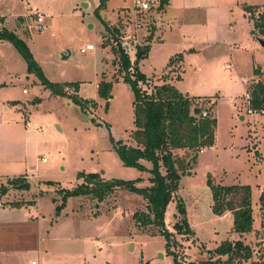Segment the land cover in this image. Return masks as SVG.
<instances>
[{
	"label": "rangeland",
	"instance_id": "obj_1",
	"mask_svg": "<svg viewBox=\"0 0 264 264\" xmlns=\"http://www.w3.org/2000/svg\"><path fill=\"white\" fill-rule=\"evenodd\" d=\"M203 1L217 8L208 27L200 26L196 13L203 20L204 11L196 9L171 22L163 15L165 8L161 14H151L154 22L161 18L162 35L156 34L147 57L136 63L138 71L150 79L141 85L147 92L154 84L160 85L163 76L184 96L188 93L194 105L205 110L213 106L217 120L216 141L198 155L196 163L189 160L193 156L191 151L177 154L184 160L189 158L192 173L180 179L164 209L163 221L173 235L171 251L177 254L180 264L206 261L223 240H240L252 248L251 258L243 264H264V208L259 200L264 186V112L252 113L247 109L250 88L258 81L252 79L253 72H264V45L260 42L264 38L251 33L243 9L244 5H262L264 0ZM132 6L133 0H0V16L8 24L25 21L18 36L27 45L42 76L40 79L28 72L23 57L5 40L11 44L12 53L0 54L9 63L6 65L0 59V80L10 86L6 94L0 93V103L4 96L8 97L21 113L16 117L19 131H7L0 137V189L7 191L0 192V201L3 208L11 202H26L28 206L23 209L33 217L42 214L49 223L60 217L50 231L56 241L41 257L44 264H175L165 249L166 241L159 228L143 229L133 219L136 212L147 211L146 200L134 192L120 191L116 199L111 194L104 203L91 201L90 196L69 197L64 207L58 209L62 192L83 182L79 173L98 174L106 180L138 181L139 188L150 186V174L124 166L113 148V142L134 144L130 135L134 129L133 95L123 81L124 72L115 61L110 43L124 28L122 22L129 17L127 9L132 10ZM37 12L43 18L41 31L35 20ZM3 29L0 26V31ZM146 33L142 29L139 36ZM146 36L142 45L147 44ZM88 44L94 49L81 53ZM128 56L134 70L133 48ZM172 57L177 58L170 67L174 71H163ZM10 65L18 75L24 71L23 79H6ZM260 80L264 81V77ZM64 83H77V95L93 101L96 107L89 105L82 110L72 97L52 93L50 86ZM105 83L111 85L107 99L100 97L97 90ZM67 92L70 95L72 89ZM14 116L10 112L0 116V120ZM141 164L150 168L145 161ZM25 176L31 178L26 183L28 188L19 189L6 179ZM208 177L219 185L249 187L251 232H233V238L232 214L223 218L212 215ZM177 202L184 206L185 220L179 214ZM96 213L100 214L95 216ZM183 221L189 234H180L173 227ZM46 226L49 225L45 223ZM30 259L37 262L39 256L36 252L25 256L23 264ZM212 260L218 259L213 256Z\"/></svg>",
	"mask_w": 264,
	"mask_h": 264
},
{
	"label": "trees",
	"instance_id": "obj_2",
	"mask_svg": "<svg viewBox=\"0 0 264 264\" xmlns=\"http://www.w3.org/2000/svg\"><path fill=\"white\" fill-rule=\"evenodd\" d=\"M162 2V5L165 6L168 0ZM104 6L105 3L102 1L101 7ZM243 9L253 24L251 33L256 37L260 35L264 38V4L262 6L244 5ZM153 34L154 29H151L147 36V44L136 49L134 70L131 69L129 56L122 50L116 56L117 51L113 48L115 61L117 59L124 72L123 81L130 86L133 95L134 125V129L130 132L134 144L113 142V148L124 166L134 167L140 172L150 174V186L139 188L136 185L138 181L105 180L98 174L79 173L78 177H81L83 182L72 190L62 192V204L58 209L64 207L65 201L69 197L90 196L91 200L102 202L109 195L118 191L134 192L147 202L146 212L134 214L133 219L136 224L143 229L147 226L159 228V233L164 236L166 241L167 253L173 256L175 264H180L177 254L171 251L170 239L173 235L166 229L163 221L164 209L177 191L181 177L191 174L187 161L189 158L184 160L177 154L180 151H191L193 156L190 157V162H194L202 149L214 145L217 121L211 113V105L206 108L207 116L205 118L201 117V113L195 115L193 99L185 97L177 88L167 83L163 76H161L163 82L160 85L154 84L155 86L149 92L142 88L141 85H145L150 79L138 71L136 63L147 57ZM0 40L9 41L23 57L27 71L34 72L38 78L42 79L31 52L18 36L3 29L0 31ZM176 62V57L170 58L166 71L169 70L172 73L174 70L170 67L174 66ZM254 74L263 75L258 69L254 71ZM176 78L179 79L178 76ZM110 87L109 83L99 85L97 89L99 96L107 99ZM69 88L72 89L70 95L67 92ZM50 89L54 94L72 97L82 110H85L89 105L96 107L93 101L83 100L77 95V83L56 84L50 86ZM249 92L248 110L253 113H262L264 111V81L256 82ZM141 161L149 163L150 168L147 169L141 164ZM23 182H25L23 178L9 181L15 186H19ZM206 185L211 192L212 213L222 216L224 213L230 212L233 217V232L239 235L251 232L253 212L249 187L247 185L215 184L210 177L207 178ZM1 191L5 190L1 188ZM259 200L261 207L264 208V186ZM177 209L182 219L185 220V210L181 202H177ZM173 227L180 234L190 233L185 221L182 224L175 223ZM252 253V248L240 240H225L209 253V258L206 261L190 262L189 264H243L242 261H248ZM213 256L218 260L213 261ZM222 257H225V260H222Z\"/></svg>",
	"mask_w": 264,
	"mask_h": 264
},
{
	"label": "crops",
	"instance_id": "obj_3",
	"mask_svg": "<svg viewBox=\"0 0 264 264\" xmlns=\"http://www.w3.org/2000/svg\"><path fill=\"white\" fill-rule=\"evenodd\" d=\"M262 5H256V6H262ZM190 9L191 10L196 9V10L204 11L203 12V20L198 19L200 15L197 14L198 12L196 13V19H197L198 23L200 24V26L202 25V26L208 27V26L212 25V23H213V22H211L212 15L216 14V9H217L216 5L212 4L211 2L210 3H204L203 0H196V2H192V3L191 2L187 3L185 0H168L167 5H165L166 11L163 15L165 18H167V20L169 22H171V21L176 20L178 16L189 12ZM122 10H124V9H122ZM37 14L42 16L41 13L37 12ZM192 16H194V15H192ZM248 21L250 22L251 31H252L253 24L249 19H248ZM24 22L25 21L22 22V19H19L18 22L14 21V22L8 24V22H6L5 17L0 16V26H2V28L6 29L7 31L14 33L16 36H18V34L21 33L22 27H24ZM42 22H43V18H42ZM5 23H6V26L4 25ZM10 25H11V27H10ZM162 26H163V24H162ZM208 29L209 28H206V30H208ZM161 32L162 31H160V29L156 30L153 34V38H152V41L150 43L153 42L154 37L156 36L157 33H160L162 35ZM163 34H164V32H163ZM145 35H147V34H145ZM145 35L142 36V39H144L143 37ZM145 38H147V36ZM10 45L11 44L9 42H7L5 40H0V54H2V56L5 53L9 54L12 51ZM10 57L12 58V55L6 57V59H8V58L10 59ZM3 59H4V57H3ZM4 61L2 60L3 63H5L6 65H9L7 60L4 59ZM167 64H166L165 69L163 71L166 70ZM10 67H11V65L7 67L8 72L5 73V77H7L6 79H9V80H21V79H23L24 71H21L20 75H18L16 73L12 72ZM223 68L225 70H227L228 66H224ZM26 70H27V66H26ZM163 71L161 72V74H163ZM259 71L263 75L257 76L253 72V78L252 79H257L259 81L262 77H264V72L261 70H259ZM1 78H2V74L0 73V79ZM258 81H256V82H258ZM242 82H244V81H242ZM0 86H4V87H0V93L6 94V91L8 90L10 85H9V83L6 84L4 81L0 80ZM6 98H8V97L4 96L1 99L0 116L4 117L5 115H9L10 112H12V114H15V116L12 118L10 117V119L0 120V137H2L1 133H4V135H5L7 131L9 133H12L13 131H19V129L17 127L18 122L16 120V117H17V114L21 113V110L18 109L17 106L13 104V100H9ZM248 112H250V111L248 110ZM211 113L215 117L213 106L211 108ZM216 128H217V126H216ZM21 131L22 130H20V132ZM215 141H216V130H215ZM0 145H1V142H0ZM128 145H130V143ZM131 145H133V144H131ZM205 149H208V148H205ZM205 149H202L198 153V155L202 154ZM198 155H197V157H198ZM45 162H46L45 160L42 161V163H45ZM194 163H196V159H195ZM189 171H190V173H192L191 170H189ZM185 176H187V175H185ZM182 177H184V176H182ZM16 178H23L25 180V182H23L22 184L27 183V181L29 179H31L27 176H25V177H13V178L9 177L6 179L11 181V180L16 179ZM119 192L120 191L113 193L114 199H116V195ZM210 194H211V192H210ZM108 198H106L102 202L103 203L108 202ZM0 199H1V195H0ZM91 201L98 202L96 200H91ZM14 203H16V202H14ZM14 203L11 202L10 206L7 208H3V205H2V207H0V264H23V258H25V256H30L32 254H35V252L39 256V260L37 261L38 263L35 262V260L30 259L27 262V264H31L32 262H35L36 264H44L43 259L41 257H44L47 255V253L50 250L49 246L51 245V243L56 241L54 239L55 237H52V234L50 233V231H52V227L55 228V223L58 222L60 217L58 219H56L55 222L49 223V222L45 221L44 216L42 214L40 215V217H33L32 215H30V211L23 209L24 207L28 206V204H26V202L22 201V202H17L16 204H14ZM112 205H115V203H113ZM211 206H212V199H211V203H210V207H209L210 211L212 213ZM96 207H98V204H96ZM115 208L116 207L113 206V209H115ZM97 212H98V210H97ZM228 213H230V212H226L222 216H217V215H214L213 213H212V215L216 218H223L226 215H228ZM98 214H100V213H96L95 216ZM65 216H68V214H65ZM65 216H63V217H65ZM64 219H68V218L65 217ZM45 223H46V225H49V226L44 227ZM234 234L235 233H233V229H232V232H230V235H232L233 238L235 237ZM50 237H52V238H50ZM71 254H77V253H71ZM71 254H67V255H71Z\"/></svg>",
	"mask_w": 264,
	"mask_h": 264
},
{
	"label": "built area",
	"instance_id": "obj_4",
	"mask_svg": "<svg viewBox=\"0 0 264 264\" xmlns=\"http://www.w3.org/2000/svg\"><path fill=\"white\" fill-rule=\"evenodd\" d=\"M163 0H133L132 10L130 11L129 17L124 20L123 26L124 28L120 30V34L116 36L115 39L110 41L112 48L117 51V55H119V51L122 50L124 54L128 55L130 48H133L135 51L138 47L144 46L142 45V36H139V31L144 29L146 30L147 36L150 34L151 29L159 30V22L161 26V18L159 20L156 19V22L151 20V14H161L163 11L162 5ZM35 20L38 23L37 28L41 31L42 27L40 23H42V17L39 14H35ZM156 30H154L155 32ZM118 40V41H117ZM120 42V44H118ZM93 46L88 44L85 48L80 50L81 53H85L86 51L93 50ZM194 107H200L198 105H194ZM201 108V107H200ZM201 117L205 118L207 116L206 110H201ZM3 203L0 201V207H2ZM31 264H36L32 262Z\"/></svg>",
	"mask_w": 264,
	"mask_h": 264
},
{
	"label": "water",
	"instance_id": "obj_5",
	"mask_svg": "<svg viewBox=\"0 0 264 264\" xmlns=\"http://www.w3.org/2000/svg\"><path fill=\"white\" fill-rule=\"evenodd\" d=\"M260 42H261L262 45H264V40H261V39H260ZM188 95H189V94L187 93V94L185 95V97H188ZM201 110H202V108H200V107H195V108L193 109V113H194L195 115H197V114H199V113L201 112ZM23 186L26 187V188H28V186L26 185V183H24V184L18 186V188L21 189Z\"/></svg>",
	"mask_w": 264,
	"mask_h": 264
}]
</instances>
